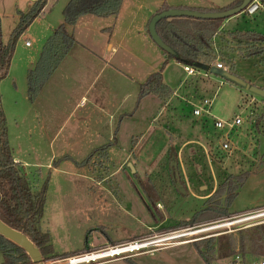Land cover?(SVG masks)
Masks as SVG:
<instances>
[{
	"label": "rangeland",
	"instance_id": "obj_1",
	"mask_svg": "<svg viewBox=\"0 0 264 264\" xmlns=\"http://www.w3.org/2000/svg\"><path fill=\"white\" fill-rule=\"evenodd\" d=\"M144 1L150 3L152 0ZM32 2L33 0H0V7L7 16L1 30L5 44L9 42L13 22L20 20L16 6H19L20 11H25ZM68 2L49 0L46 3L48 8L45 18L35 21L17 39L8 78L0 84L1 108L6 119L12 154L20 162L27 164L26 173L35 189L48 183L41 227L50 234L52 255L72 253L86 249L87 246L93 247L90 250H97L104 247L94 249L95 245L114 246L126 243L120 241L136 237L145 239L181 228L197 229L214 223L222 225L233 221L236 215L230 214V217L205 224L181 225L194 218L197 211L205 207L204 200L195 198L192 194L188 195L176 185L172 186L171 181H177L186 187V177L189 174L191 190L201 195L211 191L215 185L213 180L220 187L228 175L248 172L247 180L237 189L232 201L226 204V209L230 213L239 212L255 207L257 202L261 203L264 200V100L211 74L209 76L214 86L207 89L209 85H205L202 82L204 79H201L204 71H200L197 76H189L175 59L170 60L162 72L164 83L175 91L171 101L165 105L155 95H149L151 98H140V86L134 84L131 100L121 111L129 112L128 115H118L111 125V134H114L111 141L115 145L108 142L109 157L104 159L95 156L87 165L78 164L102 146H98L99 143L96 144V139L92 136H82L81 131L76 130L69 135L68 130L62 129L64 132L58 137L54 138V134L56 135L59 128L58 121L63 125V120L68 115L69 120H72L68 124L69 130L76 122L89 124L83 119V112L88 110L89 104L73 112L72 105L79 102L77 95L80 91L62 97L66 88L58 92L55 105L50 98L55 97V93H49L45 98L46 102L43 99L41 103H34L29 99L27 83L30 68L39 59L52 28H57V22L63 20V10ZM88 16L80 23L77 35L83 38V42L91 39V43H96L97 40H102L96 21L102 23L109 19L112 22L116 17L105 19ZM89 19H94L91 20L94 22L90 23ZM226 25V32L239 30L264 34V13L259 11L251 18L239 14ZM110 26H104L105 29L109 27L103 31L104 37L106 32L110 34L113 24ZM26 41L32 47L27 48ZM217 49L214 63L226 65L222 59L224 55L230 59L235 75L257 87L264 86V65L260 64L258 58H244L225 47ZM158 51L162 55L163 52ZM119 52L117 57L120 56L122 61H129L132 65V68L125 70L128 76L139 78L134 72L137 65L141 68V74L162 66V61L159 60L162 58L158 56L151 65L144 66V58L140 63L125 57L122 50ZM144 52L150 57L151 51L146 49ZM63 82L64 77L62 87ZM204 99L211 102L207 112L204 109ZM195 109L201 115H195ZM54 112L59 114L54 115ZM125 116L130 117L125 119ZM237 117L241 119V124L231 130L229 125ZM257 120L258 125L255 123ZM215 121H222L225 128H215ZM109 130L104 127L101 132L104 141ZM191 139L198 141V144L191 143L183 148L184 140ZM87 140H93L94 149L86 155L84 150ZM227 140L230 149L222 151V143ZM73 142H78V145ZM125 160L133 164L135 171H132L129 164H125ZM197 168L201 173L196 174ZM201 178L205 179L204 186L208 185L206 191H202L203 186L198 185ZM209 179L212 183L208 182ZM147 190L160 193L154 206L150 203ZM240 228L241 225H236L202 234L201 237L210 236L204 240L214 238L222 243V249L212 264H231L234 256L228 251L229 240L238 239ZM153 230L157 232H151ZM0 264H3L1 252ZM102 264L207 262L194 242L158 248L153 253L144 250L131 256L109 258Z\"/></svg>",
	"mask_w": 264,
	"mask_h": 264
},
{
	"label": "trees",
	"instance_id": "obj_2",
	"mask_svg": "<svg viewBox=\"0 0 264 264\" xmlns=\"http://www.w3.org/2000/svg\"><path fill=\"white\" fill-rule=\"evenodd\" d=\"M242 0H236L223 9H197L201 12L222 11L235 7ZM47 0H35L25 13H20V20L10 35L9 42L3 44L0 31V79L4 78L14 53L17 39L26 32L29 26L36 21L46 6ZM124 0H70L63 10V23L53 30L46 39L39 59L30 68L27 77L29 99L35 101L40 95L47 82L57 71L63 60L76 44V40L69 32V28L77 24L84 16L99 18L117 17L121 11ZM169 9L163 6L160 11ZM246 16V15H245ZM225 19H195V18H172L163 19L157 25V32L163 41L169 45L176 56L165 53L166 59L161 68L141 85L140 98L155 95L166 102L172 98L174 91L163 81L162 72L170 59H175L185 66L194 67L195 63H203L208 66H216L217 49L214 38L219 32L221 23ZM233 41L242 51V57H256L260 64L264 65V35L254 32L234 33ZM224 65L233 73L231 61L222 55ZM197 71H202L195 68ZM209 78L210 73L204 71ZM202 79V78H201ZM197 82V81H196ZM208 83V79L202 80ZM211 85L210 87L212 88ZM207 88L206 86H204ZM208 89V88H207ZM205 100V99H204ZM264 100V99H263ZM246 98H244V102ZM258 125V120L255 122ZM106 144L95 149L80 165H87L92 158L100 156L107 159L108 147ZM249 176L248 172L237 175L230 174L220 187L205 201V207L194 218L181 225L205 224L219 219L230 217L226 204L230 203ZM48 183L39 189L33 187L21 163L15 162L7 134L6 119L1 108L0 101V220L28 237L41 251L45 260L56 257H65L71 254L52 255L53 247L50 234L44 232L41 227L43 221ZM150 192V203L154 206L160 197V193ZM231 197V198H230ZM227 204V205H228ZM237 240L230 238L229 254L234 256L231 264H237L235 257L240 256L238 264H252L264 261V225L256 226L239 231ZM197 249L207 264H212L217 259V253L222 249V243L212 238L201 242H195ZM0 252L3 264H32L25 250L0 235ZM263 259V260H261Z\"/></svg>",
	"mask_w": 264,
	"mask_h": 264
},
{
	"label": "crops",
	"instance_id": "obj_3",
	"mask_svg": "<svg viewBox=\"0 0 264 264\" xmlns=\"http://www.w3.org/2000/svg\"><path fill=\"white\" fill-rule=\"evenodd\" d=\"M34 1L35 0H33V2ZM235 1L236 0H152L150 3H146L144 0L142 1L141 0H130V1L124 0L121 11L119 15L116 17V19L112 21L113 23L110 22V20L107 18H105L107 19V21H103L102 23H98L100 21H96L97 29L99 30L100 36L102 38V40H97L96 43H91L92 42L91 39H87L86 42H83V38L77 35L80 29L79 27L80 23L82 22V20H86V18H88L89 16L81 17L77 25L70 27L68 29L69 32L73 35L74 39L76 40L75 46L66 56V58L63 60V62L61 63L57 71L53 74L51 79L47 82V84L43 88L40 95L35 99L34 103H37V104L39 102L41 103V100L43 99H44V102H46L45 98H47V95L49 93H52V94L55 93V97L54 96L50 97L51 99H53V102H54L53 105H55L58 92L59 91L61 92L62 89L66 88V90L63 91L65 92V94L63 93L62 97L66 95L68 96L69 93L80 91V93L77 95L80 100L79 102L76 103L75 106L72 105V109H73V112L74 111L77 112L78 108L85 107L89 104L88 110L86 112H83L85 113L84 114L85 118L83 119H85V121L88 122L89 124L82 125L81 121L78 123L76 122V124H74L73 127H70V130H69L68 124H71L72 120H69L70 115H68L67 117H65L66 120H63V125L61 124L60 121H58L59 128L57 129L56 135L54 134V138L58 137L59 134L61 135L65 130H68L67 132H69V135L77 130L79 132L81 131L80 133L82 134V136L86 134L88 135V137L91 138L92 136L94 140L96 139L95 142L96 144L99 143L97 144L98 146L99 145L104 146L109 143L115 145L113 141H111V138H113L112 136L114 135V134L113 135L111 134L112 133L111 125L115 121L114 119L118 115H122V114L128 115L129 112L124 111L123 113H121V111H123L125 104H127V102L131 100L130 96H131L132 86H134V84H137L138 87L139 86L141 87V85L149 78L150 75H152L153 73L159 70V69L153 70L152 68L148 70L149 72H146V73L144 72V74H141V68L140 67L138 68V65H137L136 69L134 68L135 69L134 72L138 75L139 78L132 77L131 75L128 76L125 70L127 68H132V65L129 61L128 63L126 61H122L120 56L117 57V54L118 53L120 54L119 50L123 51V54H125L124 55L125 57L133 59L140 63H141L140 60L144 58V62H143L144 66L151 65V63L154 61L155 58H157V56L162 58L159 60L162 61V64H163V62L166 59V55L164 51L160 47H158L154 41L150 39L151 37H149L150 34H148L149 31L147 28L148 25L150 24L149 22L151 18L155 16L156 13L161 12L160 9L163 6H168L169 9H173V8L192 9V10L223 9ZM33 2L31 3V5L33 4ZM30 6L25 11H20L19 6L17 5L16 11L17 13H19L18 15H20V13H23L29 10ZM47 8L48 7L46 6L43 9L42 13L39 15L36 21L38 20L40 21L41 18H45L47 14L46 13ZM259 11L264 13V4H263V7ZM212 12H215V11H212ZM234 17L235 16L225 19L221 23L219 32L214 38L215 47L216 49L217 47L218 48L225 47L226 49L236 51L240 56H242V51L237 48L236 43L232 42L233 40L231 38H232V34L234 33H238V32L245 33V32H242L239 30H232L228 32L225 31V27L227 26L226 24L228 23V21H230ZM6 18L7 16L4 14L2 8L0 7V31L2 30V27H3V24ZM89 20H90L89 21L90 23L94 22V21H91L94 19H89ZM57 23L60 26L63 23V20L62 21L60 20ZM17 24H18L17 21L13 22L14 26L10 29L11 32L9 34V37L11 33L13 32V30L15 29V27L17 26ZM111 24H113V26H112L110 34L106 32L105 37H104L103 31L109 28V27H106L105 29L104 26L105 25L110 26ZM53 30L54 28H52L51 31L53 32ZM248 32H254V33H259V34L264 35L263 33L256 32V31H248ZM2 39L3 38H2V31H1V41ZM2 43L5 44L3 41ZM27 43L29 44L27 45ZM25 46L27 48L32 47L29 41H26ZM146 49L151 51L150 57L146 56L148 55L147 52H144L146 51ZM158 50H160V52H163L162 55L161 53H159ZM170 60L168 61L169 63H170ZM181 65L185 68V65L183 64ZM9 68H10V65H9ZM199 74L200 73L198 71V73L195 76ZM233 74H235L234 71H233ZM63 77H64V82H63L64 87H62ZM7 78H8V75L5 78L0 79V84L2 81L6 80ZM201 78L208 79L209 84L205 83V85H209L208 89L211 88L210 85H212L213 82L210 79V76L208 78V77H205V74H203L201 75ZM71 81H73V83H71ZM79 82L81 83L79 84ZM259 87L264 89V86H259ZM151 97L148 96L147 98H151ZM169 101L171 100L169 99L168 101L163 102V103H165L166 105ZM58 114L59 113H55L54 115H58ZM125 117H126L125 119H127L130 116H125ZM104 127L108 128V130L110 129L108 132L109 134L105 136L106 137L105 141H104V138L101 137V132ZM62 129L64 131H62ZM88 137L86 136V138ZM101 138L103 139L102 141H101ZM92 143H93V140L86 141V144H85L86 149L84 150L86 155L87 153H90L92 149H94V144ZM191 143L197 145L198 141H196L195 139L184 140L182 147L185 148ZM73 144L78 145V142H73ZM96 147L97 146H95V148ZM14 158H15V162L21 163L22 166L26 170L27 164H23L16 157ZM125 164L126 165L129 164L130 166V164L132 163L126 161ZM174 165L175 164H172V166ZM197 172L198 173L196 174L201 173V171L198 168H197ZM189 175L186 177L187 179L186 187H184L185 185H181L177 181H171V183L173 182L172 186L176 185V187L184 189L183 192L187 193L188 195L192 194V196L198 199H202L204 200V202L218 188L216 180H213L215 185L212 187L211 191L208 192V194L198 195L199 193H196L191 190L192 184L189 179ZM198 181H199L198 185L203 186L202 191L208 190V185L204 186L205 179L201 178ZM208 182L212 183V180L209 179ZM147 192L150 194L148 190ZM255 205L256 206L251 209H245L244 211L233 212L231 213V215H240L244 213L246 214L247 212L264 208V200L261 201V203L257 202ZM157 230H153L151 232H157ZM138 238L139 237H136L134 239H138ZM134 239L132 238V239H128V240H124L120 242H129V241H133ZM114 243H119V242H114ZM97 247H105V244L95 245L94 249ZM90 249H93V247L87 246L86 249L78 250L72 253H64V254H74V253H79V252H83V251L90 250Z\"/></svg>",
	"mask_w": 264,
	"mask_h": 264
},
{
	"label": "built area",
	"instance_id": "obj_4",
	"mask_svg": "<svg viewBox=\"0 0 264 264\" xmlns=\"http://www.w3.org/2000/svg\"><path fill=\"white\" fill-rule=\"evenodd\" d=\"M264 4V0H252L248 6L244 9L243 13L246 16L255 15ZM29 43H27L28 45ZM216 67L218 69H224L228 70L227 67H225L221 63H216ZM185 71L189 76H195L198 71L193 68L192 66H185ZM205 76H207L205 74ZM205 107V112L209 110V107H211V102L207 99L203 101ZM195 115H201L200 111L195 109L194 110ZM264 116V114H263ZM241 124V119L237 117L235 121L230 124V129H234L235 126H238ZM215 128L217 129H224L225 126L222 123V121H215L214 123ZM222 151H226L230 149V143L229 140L222 143ZM247 220V221H244ZM229 223H234L233 225L226 226ZM264 224V208L257 209L254 211L247 212L246 214H240L236 215L233 218V221L227 222L226 224H211L206 225L203 228H181L177 230L168 231L159 235H154L153 237H148L145 239H137L133 241H129L126 243L114 245V246H108L97 250H88L83 251L79 253H74L65 257H56L53 259L43 260V264H102L105 259H113L116 257H121L122 255H135L137 253H140L144 250H147L148 253L157 250L158 248L167 247L171 245H180V244H187V243H194L201 240H204L207 237H201L202 234L207 232H213L218 231L224 227H234L236 225H241L240 230L250 228L257 225ZM222 226V227H221ZM146 244H151L147 247H145ZM240 256L235 257V261L238 264ZM252 264H264V261L260 262H253Z\"/></svg>",
	"mask_w": 264,
	"mask_h": 264
},
{
	"label": "water",
	"instance_id": "obj_5",
	"mask_svg": "<svg viewBox=\"0 0 264 264\" xmlns=\"http://www.w3.org/2000/svg\"><path fill=\"white\" fill-rule=\"evenodd\" d=\"M252 0H242L241 3L235 7H231L226 10L222 11H215V12H201L192 9H168L158 12L153 16L150 20V24L148 25V31L150 37L155 42V44L160 47L166 53L176 56V52L167 45L160 35L157 32V25L163 19H172V18H195V19H228L233 16H237L242 14L244 9L248 6V4ZM0 48H1V41H0ZM194 67L202 70L208 71L211 75L217 76L231 84L236 85L237 87L246 90L249 93L256 95L262 99H264V89L252 85L246 81H244L239 76L233 74L232 72L224 69H218L216 66H208L203 63H195ZM132 171H135L132 164L129 166ZM0 235L17 245L18 247L25 250L27 255L30 257L32 264H43V255L39 248L23 233L14 231V229L10 228L6 224H4L0 220Z\"/></svg>",
	"mask_w": 264,
	"mask_h": 264
},
{
	"label": "bare ground",
	"instance_id": "obj_6",
	"mask_svg": "<svg viewBox=\"0 0 264 264\" xmlns=\"http://www.w3.org/2000/svg\"><path fill=\"white\" fill-rule=\"evenodd\" d=\"M244 221H247V220H244ZM234 224V223H233ZM232 223H229V224H227L226 226H230V225H233ZM222 227V226H221ZM149 245H151V244H146L145 245V247H147V246H149Z\"/></svg>",
	"mask_w": 264,
	"mask_h": 264
}]
</instances>
